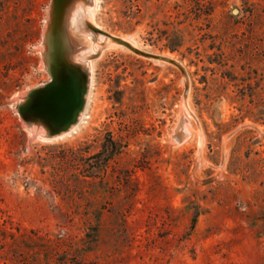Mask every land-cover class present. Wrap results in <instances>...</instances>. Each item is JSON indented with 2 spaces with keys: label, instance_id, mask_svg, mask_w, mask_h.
Here are the masks:
<instances>
[{
  "label": "rangeland",
  "instance_id": "374dc122",
  "mask_svg": "<svg viewBox=\"0 0 264 264\" xmlns=\"http://www.w3.org/2000/svg\"><path fill=\"white\" fill-rule=\"evenodd\" d=\"M49 1L0 0V264H264V0H98L102 29L181 62L195 120L177 68L114 47L79 127L29 140L12 98L49 79Z\"/></svg>",
  "mask_w": 264,
  "mask_h": 264
},
{
  "label": "water",
  "instance_id": "95a60500",
  "mask_svg": "<svg viewBox=\"0 0 264 264\" xmlns=\"http://www.w3.org/2000/svg\"><path fill=\"white\" fill-rule=\"evenodd\" d=\"M95 5L96 0L49 1L38 46L40 65L49 79L12 98L14 110L22 120L28 139L56 138L79 122L89 94L91 61L99 57L103 50L114 47H124L140 57L177 68L184 86L181 112L183 108L187 109L195 120L187 105L189 79L181 62L142 49L128 37L105 31L93 21ZM92 43L97 45L95 52ZM183 119L181 113L175 132L180 130L184 135Z\"/></svg>",
  "mask_w": 264,
  "mask_h": 264
},
{
  "label": "trees",
  "instance_id": "16d2710c",
  "mask_svg": "<svg viewBox=\"0 0 264 264\" xmlns=\"http://www.w3.org/2000/svg\"><path fill=\"white\" fill-rule=\"evenodd\" d=\"M112 147V144H111ZM100 157V153H97L96 155H93L90 157L91 159H98ZM108 156H106L105 159H107ZM192 222H194V219H192ZM98 236V226L96 224L92 225L91 227L88 228V231L84 235V251H90L93 249V245L97 240ZM53 264H97L96 262H88V263H82L81 261H78L77 259L74 258H67L66 254L61 252L59 253L58 257L54 258Z\"/></svg>",
  "mask_w": 264,
  "mask_h": 264
},
{
  "label": "bare ground",
  "instance_id": "6f19581e",
  "mask_svg": "<svg viewBox=\"0 0 264 264\" xmlns=\"http://www.w3.org/2000/svg\"><path fill=\"white\" fill-rule=\"evenodd\" d=\"M97 8H98V0H96V5H95L94 13H93V21H94V15H95V12L97 11ZM129 39H131V38H129ZM96 49H97V45L92 43V50L95 52ZM92 67H93V60L91 61V82H90L89 92H90V89H91V87L93 85V82H92ZM88 98H89V94H88L87 100H88ZM85 117H86V111H85V108H84L83 114H82L79 122L74 127H72L69 131H67L65 134L60 135L59 137H56V138L66 137L69 134H71L72 132H74L77 129V127H79V124L82 123L85 120Z\"/></svg>",
  "mask_w": 264,
  "mask_h": 264
}]
</instances>
